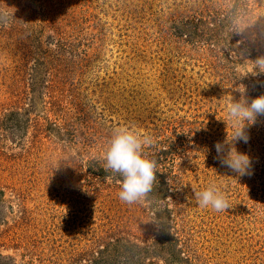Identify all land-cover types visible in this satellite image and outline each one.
I'll use <instances>...</instances> for the list:
<instances>
[{
	"label": "rangeland",
	"instance_id": "1",
	"mask_svg": "<svg viewBox=\"0 0 264 264\" xmlns=\"http://www.w3.org/2000/svg\"><path fill=\"white\" fill-rule=\"evenodd\" d=\"M215 9L229 20H210L209 43L178 34ZM232 25L264 54V0H0V264H264V117L235 145L251 175L214 147L233 133L230 98L264 94ZM116 127L169 147L151 204L121 201L101 171ZM211 183L226 211L198 205ZM154 239L163 256L114 247Z\"/></svg>",
	"mask_w": 264,
	"mask_h": 264
},
{
	"label": "clouds",
	"instance_id": "2",
	"mask_svg": "<svg viewBox=\"0 0 264 264\" xmlns=\"http://www.w3.org/2000/svg\"><path fill=\"white\" fill-rule=\"evenodd\" d=\"M253 75L264 73V54L254 60ZM227 120L234 126L231 139L217 142L214 147L219 162L228 167L237 176L251 175L252 161L248 154L236 149L237 143L249 141L248 127L254 125L259 117H264V94L249 98L241 93L239 99L230 98L227 104ZM155 140L148 134L140 135L128 127H116L112 130L104 152L106 171L121 178L119 199L127 204H151L153 185L157 182V160L145 155V149L155 146ZM77 154H73L75 157ZM201 208L210 207L214 211H226L230 208L223 190L215 183L195 192ZM156 215L155 212L152 213Z\"/></svg>",
	"mask_w": 264,
	"mask_h": 264
},
{
	"label": "trees",
	"instance_id": "3",
	"mask_svg": "<svg viewBox=\"0 0 264 264\" xmlns=\"http://www.w3.org/2000/svg\"><path fill=\"white\" fill-rule=\"evenodd\" d=\"M220 13L221 12H219L218 10L215 9L214 11L209 13L207 17L195 18V17H193V16L191 17V15H189L188 17H186L185 20H183L184 22H181L182 25H181V27H179L180 29L178 31V34L181 36L182 35L188 36L189 39H191L190 40L191 42L209 43L210 41H208L209 38L207 36H209L211 38H213V36H214L213 28H210V23H209L210 20L212 19L211 22L216 23L217 29H220V27L222 28L224 26V23L228 22V20H229V18H224V17L220 16ZM199 25H200V27H202V30L198 29ZM232 30H233L232 35H234L236 37V39L240 41V44L243 46V48L247 49L249 54L252 53L254 57L258 56L254 53L255 51H254L253 45L251 43H249L248 40L246 41V39L244 38L243 30H240L238 25H232ZM198 32L201 33V37L198 40H196L195 35ZM258 75L260 76V78L264 79V73H258ZM160 142L161 141L157 140L156 141L157 144H155L154 147L145 149V155L148 158L157 160L156 177L160 173V171L158 169L159 160L162 161L164 158H167L168 155L170 154V150L168 149L169 147L168 148L163 147L164 145H161ZM151 151H153L152 154L150 153ZM161 156H163L164 158L162 157V159H161ZM101 171L107 172L105 170V168L101 169ZM115 175H117V174H115ZM116 177L120 178L118 175ZM119 181H121V178L119 179ZM156 185H157V183H154L153 189ZM158 195H156V198H155L156 201L159 198ZM160 228L162 229V232H164V235H166V234L169 235L172 242H174V243L178 242L179 238L177 237V235H173V233L169 232L168 231L169 228H167V226L163 227L161 225ZM119 230H120L119 228H117L116 230H113V229L110 230L109 232H111V233H108L106 235V236H109L107 241L112 242V240H115V236L119 232ZM141 239L145 240L146 237L141 238ZM116 241H119V240L116 239ZM116 241L114 243V247L116 244L119 251L121 252L120 254L123 255V257H125L127 260L132 259L134 257V255L136 254V252H139V251H145L147 254H153V255L155 254V255L163 256L165 254V250L167 248V244L164 243L165 241H159L156 239H154V241H153L154 244L152 246L145 245L146 246L145 248L143 246H140V244L135 242V241L128 240L125 243H119ZM170 247L172 248V251H171V253L173 254L172 258L174 256H175V258L176 257L178 258L179 257L178 252L180 250H178V249L175 250L174 247L169 243V248ZM177 248H179V247H177ZM169 256H171V254H169ZM7 258H9V257H7ZM95 259H96V257H95ZM102 262L103 261H101V263Z\"/></svg>",
	"mask_w": 264,
	"mask_h": 264
}]
</instances>
